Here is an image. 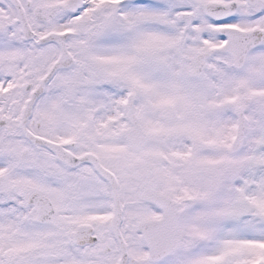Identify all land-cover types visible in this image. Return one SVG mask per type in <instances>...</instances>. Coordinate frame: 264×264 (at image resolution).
I'll use <instances>...</instances> for the list:
<instances>
[{"label": "snow or ice", "instance_id": "snow-or-ice-1", "mask_svg": "<svg viewBox=\"0 0 264 264\" xmlns=\"http://www.w3.org/2000/svg\"><path fill=\"white\" fill-rule=\"evenodd\" d=\"M0 264H264V0H0Z\"/></svg>", "mask_w": 264, "mask_h": 264}]
</instances>
